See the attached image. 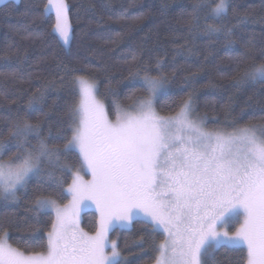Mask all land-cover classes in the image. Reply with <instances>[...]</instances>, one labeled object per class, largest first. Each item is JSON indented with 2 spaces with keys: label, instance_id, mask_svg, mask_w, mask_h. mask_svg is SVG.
<instances>
[{
  "label": "snow or ice",
  "instance_id": "snow-or-ice-1",
  "mask_svg": "<svg viewBox=\"0 0 264 264\" xmlns=\"http://www.w3.org/2000/svg\"><path fill=\"white\" fill-rule=\"evenodd\" d=\"M190 8L193 25L189 31L200 27L202 18L200 34L223 37L229 50L236 45L234 31L251 20L248 14L237 15L232 9L237 23L229 25L231 0H193ZM43 12L54 14L53 34L67 45L71 39L69 5L65 0H48ZM176 52L189 58L183 49ZM136 59L133 53L131 60ZM9 60L5 57L4 64L14 73L18 65L12 69ZM163 67L164 62L157 60L154 67L143 65L129 71L126 87L130 91L139 87L147 95L136 96L126 107L113 99L115 122L97 99L96 80L75 76L72 86L79 100L69 107L67 127L62 131L71 136L62 148L47 142L63 139L62 134L52 137L49 133L44 138L40 124L26 117L10 124L0 139V200L17 201V193L23 190L27 195L29 181L35 179L38 186L46 183L60 194H70L72 201L70 206L59 207L51 197L36 196L33 203L38 212L54 210L56 215L47 233L46 251L26 254L0 238V264H130L118 242L110 241L108 235L117 226L131 231L132 222L141 214L144 223L151 225L150 235H164L151 245L155 264H210L221 247L246 248L237 264H264V125H240L233 120L228 124L231 132L205 131L201 125L207 117L192 119V95L179 102L175 113L160 115L155 105L173 95ZM195 79L193 74L185 82ZM247 81L264 82V62L243 70L234 84ZM37 92L29 97L28 109L44 100L45 92ZM176 103L172 100L162 107ZM30 137L36 139L35 144ZM74 151L81 158V168L90 172V181L79 172L73 174L71 165L62 159ZM6 152H12L7 162L3 160ZM67 175H72V182L65 189ZM86 201L94 202L100 213L93 235L78 224V208ZM235 224L239 227L234 233L224 230ZM8 235L5 231L4 237ZM30 238L36 239L35 235ZM143 243L137 246L143 248Z\"/></svg>",
  "mask_w": 264,
  "mask_h": 264
},
{
  "label": "trees",
  "instance_id": "trees-1",
  "mask_svg": "<svg viewBox=\"0 0 264 264\" xmlns=\"http://www.w3.org/2000/svg\"><path fill=\"white\" fill-rule=\"evenodd\" d=\"M65 1L72 32L68 45L53 34L55 17L43 12L47 0H0V139L13 121L26 117L40 124L44 138L49 133L52 137L62 134L63 139L47 140L50 146L62 148L71 136L62 131L67 127L69 107L79 100L72 86L75 76L96 80L97 96L114 119L113 99L126 107L136 96L147 95L139 87L135 91L126 87L129 71L143 65L154 67L157 60L164 62L162 71L173 90L171 97L155 105L160 114L175 113L179 102L192 95L193 115L207 117L203 123L208 129L231 132L228 124L233 120L240 125H264V112L260 111L264 107V82L234 84L243 70L264 62V0H231L226 18L229 25L237 23L232 9L237 15L251 17L234 31L236 45L232 50L224 47L223 37L200 34L202 18L201 26L189 31L193 0ZM177 49H183L189 58L178 56ZM133 53L135 61L131 60ZM5 57L10 58L11 68L18 65V70L10 72ZM193 74L195 81L186 84V78ZM38 89L45 92L44 100L28 109L29 97L38 94ZM172 100L177 103L171 108L162 107ZM29 139L36 143L34 137ZM11 155L6 152L3 160ZM62 159L71 165L73 174L84 171L77 152L66 153ZM56 175L61 173L56 171ZM71 182L72 175H67L64 188ZM38 195L61 205L70 200L68 193L60 194L46 183L38 186L35 179L29 181L27 195L21 190L17 201L0 200V238L8 232L6 242L26 254L46 251L47 233L54 223L53 212H38L34 207ZM97 227V214L83 212L82 228L94 233ZM150 232V224L136 219L131 231L115 228L109 238L118 242L119 251L130 264H152L156 255L151 250L153 240L159 243L164 235ZM33 235L35 240L30 238ZM141 240L143 248L137 246ZM245 255L246 248L232 251L221 247L210 264H237Z\"/></svg>",
  "mask_w": 264,
  "mask_h": 264
},
{
  "label": "rangeland",
  "instance_id": "rangeland-1",
  "mask_svg": "<svg viewBox=\"0 0 264 264\" xmlns=\"http://www.w3.org/2000/svg\"><path fill=\"white\" fill-rule=\"evenodd\" d=\"M47 2H48V0H47ZM65 3H66V1H65ZM67 4V3H66ZM54 15V14H53ZM55 17V16H54ZM68 17H69V12H68ZM69 23H70V18H69ZM55 25V24H54ZM70 25H71V23H70ZM70 35H71V37H72V32L70 33ZM62 43H63V41L62 40H60ZM70 41H71V39H70ZM70 43V42H69ZM68 43V44H69ZM64 44V43H63ZM67 44V45H68ZM65 45V44H64ZM97 99L99 100V101H101L99 98H98V96H97ZM102 102V101H101ZM103 103V102H102ZM104 104V103H103ZM105 106V105H104ZM105 110H106V107H105ZM157 111V110H156ZM106 112H107V110H106ZM158 112V111H157ZM159 113V112H158ZM107 114H108V112H107ZM160 114V113H159ZM160 115H162V116H167V115H163V114H160ZM170 115V114H169ZM108 118L112 121V122H115V120H116V118H114V119H112V118H110L109 117V115H108ZM192 119H196V117H194V115H193V113H192ZM202 128L205 130V131H217V130H211V129H208L207 127H205V125H204V123H202ZM221 131V130H220ZM229 132V131H228ZM5 162H7V160H4ZM79 174H80V176L85 180V181H90L91 179H92V176H91V174H90V172L89 171H87L86 169H84V171H81V172H79ZM71 184V183H70ZM70 195V194H69ZM54 200V199H53ZM56 201V200H55ZM71 201H72V196L70 195V200H69V202H67L66 204H63V205H61V204H59V203H57V201H56V205L57 206H59V207H63V206H65V205H71ZM87 210H91V211H94L96 214H97V223H98V225H99V220H100V213H99V210L97 209V207H96V205H95V203L94 202H91V201H86L85 203H83L81 206H79V208H78V213H77V219H78V224H79V228L80 229H82L85 233H88V234H90V235H93V234H95V232L94 233H89V232H86L83 228H82V215H83V212H85V211H87ZM49 211H51V212H53V214H54V222L56 221V215H55V211L54 210H49ZM137 219H141V220H143V218H142V214H141V218H137ZM134 220H136V219H134ZM243 220V217H241V221ZM131 226H132V224H131ZM237 227H239V224H235V225H233V226H231V227H228L227 229H224V230H227L228 232H229V234H232V233H234L235 232V230H236V228ZM115 228H120V227H115ZM115 228H113V229H115ZM122 229V228H121ZM112 231V230H111ZM108 238H109V235H108ZM109 240L110 241H115V240H111L110 238H109ZM4 242L8 245V246H10V247H12V248H15V247H13L12 245H10V244H8L7 242H6V240H5V238H4ZM243 247V246H242ZM15 249H17V248H15ZM106 251L107 252H111V249L110 248H108V249H106ZM152 264H155V262L154 263H152Z\"/></svg>",
  "mask_w": 264,
  "mask_h": 264
}]
</instances>
